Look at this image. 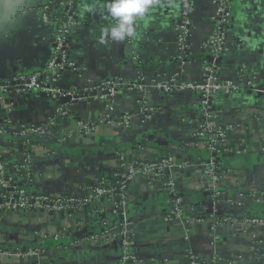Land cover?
<instances>
[{
  "label": "crops",
  "instance_id": "1",
  "mask_svg": "<svg viewBox=\"0 0 264 264\" xmlns=\"http://www.w3.org/2000/svg\"><path fill=\"white\" fill-rule=\"evenodd\" d=\"M46 2L0 0V80L31 72L48 61L55 22L64 11L54 6L48 13L50 18L41 22L33 11ZM104 2L76 0L71 6L82 22L73 28L69 43L70 57L79 64L80 74L64 71L57 86L65 92L79 93L81 99L74 103L37 92L17 96L7 93L4 100L11 104L9 110L0 106V124L6 119L13 127L42 121L59 105L70 109L69 118L58 120L57 127L63 130V135L53 131L43 142L32 141L27 145L33 179L29 190L49 195L78 194L83 184L107 176L119 162H132L137 157L155 161L168 156L173 167L166 175L171 176L175 190L185 198V214L200 216L203 221L163 224L164 183L158 181L156 188H151L145 180H134L128 188L127 210L135 231L132 251L139 264H187L185 256L189 253L203 258L216 255L222 260L241 257L246 263L264 264L259 256H264V252L258 254L255 250L257 240L264 241V225L244 224L248 218L264 219V205L249 197L243 200L237 197L239 193L264 194V93L245 89L215 98L219 122L238 120L240 124L237 132L229 136L231 150L219 160L224 199L219 215L209 204L210 197L201 178V166L208 153L203 142L193 138L194 120L199 114L195 97L188 93H153L152 100L161 111L147 123L135 122L127 130H120L101 121L104 102L82 93L90 84L133 78L134 56L146 81L154 75L161 79L170 76L176 69L173 57L180 0H159L136 23L135 38L123 42L105 38V43H100L101 28L111 21L101 12ZM233 4L231 51L224 58L219 74L238 81V67L244 65L255 86L264 89V0H233ZM91 6L94 11L85 10ZM213 11L210 0H192V56L191 63L183 69L187 79L201 76L200 47L213 30ZM136 95L134 90L119 87L113 110L108 113L112 117L114 111L130 113L135 109ZM77 120L91 125L88 134L77 132ZM23 154L20 143L0 140V155L16 179L21 175ZM181 163H186V167H178ZM224 216L231 217L235 224L213 230L215 220ZM64 225H69L65 219L47 220L37 211L0 213V251L36 250L34 256L25 258L0 253V264H116L119 253L114 246L79 247L75 242L65 246L53 242L49 234L43 238V233L54 232L59 229L57 226ZM68 232L69 238L78 234L70 226Z\"/></svg>",
  "mask_w": 264,
  "mask_h": 264
},
{
  "label": "built area",
  "instance_id": "2",
  "mask_svg": "<svg viewBox=\"0 0 264 264\" xmlns=\"http://www.w3.org/2000/svg\"><path fill=\"white\" fill-rule=\"evenodd\" d=\"M72 3L73 0H47L42 8L33 11L41 22H46L50 18L48 13L54 6H60L64 13L55 22L50 57L46 64L31 72L14 75L7 80H0V106L3 109L9 110L11 105L4 100L7 93L17 96L37 92L62 101L63 98L69 97L71 98L70 102H78L81 99L79 93L65 92L57 86L64 71L70 70L80 74L79 64L69 54L72 30L82 23L71 10ZM210 3L214 10L213 30L200 47L203 60L200 64L201 76L199 79H187L183 73V69L191 63L192 56L190 45L193 30L190 17L192 0H180V18L175 27V55L173 57V65L176 69L170 76L161 79L159 75H154L146 81L139 71L140 65L137 57L134 56L136 74L133 78L128 80L119 77L90 84L82 93L88 96L100 93V95L90 96V98L101 100L105 104V112L101 121L120 130H127L135 122L147 123L161 111V107L152 100L153 93L165 95L188 93L195 97L199 105V114L194 120L193 138L203 142L208 153V157L201 166V178L203 187L210 197L209 204L214 207L215 212H220V204L224 199L220 184L221 166L219 160L231 150L229 136L237 132L240 124L238 120L228 124L219 122V112L215 110V98L218 95L237 93L245 89L263 94L264 89L255 86L254 79L249 75L244 65L238 67V81L220 76L219 69L224 64V58L231 51L229 37L232 29L234 4L233 0H210ZM21 13L25 12L21 10ZM208 57L213 61H208ZM217 59H222L220 64L214 62ZM119 87L136 91L137 95L133 102L135 109L130 113H115L114 111L112 117L108 111L113 110ZM69 110V107L59 105L44 120L21 124L17 127L11 126L6 119L1 122L0 140L18 142L24 150L19 166L21 175L18 179L11 175L9 167L0 155L1 214L26 210L40 212L47 220L50 218L65 219L69 225L57 226L58 230L43 233V238H48L47 234H49V238L53 242L62 243L65 246H70L74 242L79 247L114 246L119 253L116 264H139L138 257L132 251L135 231L127 210L128 188L134 180H145L151 188H156L158 181L164 183L166 189L163 204L166 209L163 224L170 225L177 221H185V223H201L203 221L200 216L193 217L185 214L183 210L185 198H182L175 190V183L171 176L166 175L173 167L168 156L155 161L137 157L132 162H119L107 176H101L90 183L83 184L78 194L49 195L29 190L33 179L29 169L31 153L29 148L27 149V145H30L32 141L43 142L53 131L63 135V130L57 127L58 120L59 118H69ZM76 130L86 135L91 130V125L77 120ZM67 135L69 134L66 133ZM178 167L184 168L186 163H181ZM248 194L245 196L243 193H239L237 197L239 200L249 197L257 204L264 205V194L258 192ZM234 224L235 220L224 216L215 220L213 230ZM244 224L248 226L264 225V219L248 218ZM69 226L76 229L77 236L68 237ZM255 250L258 254L260 251L264 252L263 240H257ZM34 251L36 250L0 251V253L4 256L25 258L34 256ZM259 256H262L261 263L264 262V256ZM185 259L187 264H250L244 262L241 257L222 260L216 255L203 258L193 253L186 255Z\"/></svg>",
  "mask_w": 264,
  "mask_h": 264
},
{
  "label": "clouds",
  "instance_id": "3",
  "mask_svg": "<svg viewBox=\"0 0 264 264\" xmlns=\"http://www.w3.org/2000/svg\"><path fill=\"white\" fill-rule=\"evenodd\" d=\"M159 3V0H105L101 9L110 17V23L101 28L100 43L105 38L111 41H125L137 35L136 23L144 18ZM88 12L95 10L94 6L85 9Z\"/></svg>",
  "mask_w": 264,
  "mask_h": 264
},
{
  "label": "water",
  "instance_id": "4",
  "mask_svg": "<svg viewBox=\"0 0 264 264\" xmlns=\"http://www.w3.org/2000/svg\"><path fill=\"white\" fill-rule=\"evenodd\" d=\"M74 1H76V0H73V2H74ZM207 60L210 61V62L213 61L210 57H208ZM221 61H222V59H217V60H215L214 62H215L216 64H220ZM94 95H100V93L91 94V95H89V96H94ZM84 96H88V95L85 94ZM70 100H71V98H69V97H65V98H63V101H68V102H70ZM73 102H74V103H77V102H75V101H73ZM218 214L221 215L220 212H218Z\"/></svg>",
  "mask_w": 264,
  "mask_h": 264
},
{
  "label": "trees",
  "instance_id": "5",
  "mask_svg": "<svg viewBox=\"0 0 264 264\" xmlns=\"http://www.w3.org/2000/svg\"><path fill=\"white\" fill-rule=\"evenodd\" d=\"M232 30V29H231ZM229 40L231 41V36L229 37Z\"/></svg>",
  "mask_w": 264,
  "mask_h": 264
}]
</instances>
